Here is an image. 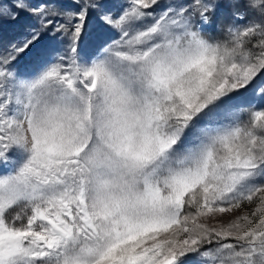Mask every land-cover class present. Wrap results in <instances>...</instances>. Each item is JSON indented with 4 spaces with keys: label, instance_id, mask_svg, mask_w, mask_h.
Here are the masks:
<instances>
[{
    "label": "snow or ice",
    "instance_id": "1",
    "mask_svg": "<svg viewBox=\"0 0 264 264\" xmlns=\"http://www.w3.org/2000/svg\"><path fill=\"white\" fill-rule=\"evenodd\" d=\"M13 7L38 25L0 54V264H264V106L235 103L264 77V0ZM93 16L114 35L90 44Z\"/></svg>",
    "mask_w": 264,
    "mask_h": 264
},
{
    "label": "rangeland",
    "instance_id": "2",
    "mask_svg": "<svg viewBox=\"0 0 264 264\" xmlns=\"http://www.w3.org/2000/svg\"><path fill=\"white\" fill-rule=\"evenodd\" d=\"M17 0H0V4L5 6V10L16 11L13 5ZM33 4H40L45 2V0H31ZM52 2V0H48ZM56 3L61 4L65 7L72 6V0H55ZM169 2V0H165ZM174 3H187L189 0H171ZM109 5L112 7L114 12L119 11V4L121 0H108ZM228 17L224 10L218 14L217 18L214 20L212 26L208 27L205 32V38L210 41L223 40L225 38L224 32L221 30L223 25L227 22ZM62 22V20L60 21ZM38 22L36 18L28 15L26 12H20L19 18L16 20L0 18V54L4 53L13 44H19L22 40L30 35L34 28H36ZM89 31H90V44H95L100 42L102 39H107L109 36L114 35V33L102 28L99 21L95 16L91 17L89 20ZM50 37L45 34L41 36V43L47 44ZM250 47V45H249ZM35 63L31 56L21 55L13 63V71L17 73H29L35 70ZM260 87H264V77H257L252 85L249 86L247 91H243L240 95L236 97L235 103L242 105L247 111L242 114V119L247 120L250 112L252 110H258L264 106V100L256 95V90ZM252 205L244 204L242 205V211H251ZM241 210H237L232 214H224L223 217H218L217 220L211 221L213 225L217 222L227 223L230 219L237 215L242 214ZM189 264H199L198 258L194 254H190Z\"/></svg>",
    "mask_w": 264,
    "mask_h": 264
}]
</instances>
